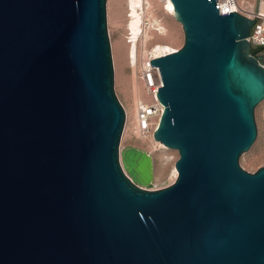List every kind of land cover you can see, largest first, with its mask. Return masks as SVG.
Returning <instances> with one entry per match:
<instances>
[{
  "label": "water",
  "instance_id": "1",
  "mask_svg": "<svg viewBox=\"0 0 264 264\" xmlns=\"http://www.w3.org/2000/svg\"><path fill=\"white\" fill-rule=\"evenodd\" d=\"M170 8L185 41L151 60L154 137L178 175L147 188L145 151L121 145L107 0H0V264H264V165L240 164L264 99L258 17Z\"/></svg>",
  "mask_w": 264,
  "mask_h": 264
},
{
  "label": "rangeland",
  "instance_id": "2",
  "mask_svg": "<svg viewBox=\"0 0 264 264\" xmlns=\"http://www.w3.org/2000/svg\"><path fill=\"white\" fill-rule=\"evenodd\" d=\"M150 1L152 5L149 4L148 8L145 7V12L143 13L144 33L145 31L148 32L149 36L143 40L141 39V41L146 40L147 45L149 47L151 46L150 48L155 47L157 44L171 45L176 49L181 47L185 41V31L182 22L175 15L167 12L158 0ZM245 1L260 8L261 3L264 2V0ZM151 7L153 12L150 15L149 10H151ZM130 15L128 0H107L108 29L115 65V89L124 107L129 112V126L131 127L135 117V107L131 100L132 71L128 61L124 59L120 52L121 43L127 47L130 44L128 41V36L131 32L128 29ZM159 19L161 20L159 21ZM251 46L253 48V45ZM261 50L260 55L264 58V47ZM137 82L142 97L145 96V99L148 100L150 97L147 94L144 81L141 78L139 64L137 67ZM255 118L258 127L257 137L251 147L240 156L241 166L251 172L256 171L264 165V99L255 107ZM121 145L122 147L136 145L153 151L156 165V180L146 185L140 183V185L147 188H158L166 186L176 179V177L173 178L174 176H172V166L174 165L176 167L175 162L179 157L177 148L167 147L164 144V146L158 145L155 143L153 137L138 136L129 127L121 139ZM161 168L166 169L164 177L160 176ZM126 172H128L127 169Z\"/></svg>",
  "mask_w": 264,
  "mask_h": 264
},
{
  "label": "built area",
  "instance_id": "3",
  "mask_svg": "<svg viewBox=\"0 0 264 264\" xmlns=\"http://www.w3.org/2000/svg\"><path fill=\"white\" fill-rule=\"evenodd\" d=\"M158 1L163 5L167 12L171 13L170 6L172 5V0ZM232 4L234 10L252 18L258 17V20L252 26L248 39L250 40L251 45H253V48L264 46V10H262L259 6L249 4L245 0H232ZM145 6H147V3ZM160 20L161 19H159V21ZM128 41L129 43L136 45L140 75L144 81L147 94L150 98L148 100H140L137 103L135 117L132 121L131 127L129 126V118L126 114L125 126L127 125V128L129 127L130 130L138 136L154 137V131L164 110V104L158 97L159 86L163 83L160 68L158 65H152L151 60L167 53L161 55L153 54L152 48H150L151 46L149 47L147 45V41L134 39L131 32L128 36ZM261 52L262 50L258 49L256 54H260Z\"/></svg>",
  "mask_w": 264,
  "mask_h": 264
},
{
  "label": "bare ground",
  "instance_id": "4",
  "mask_svg": "<svg viewBox=\"0 0 264 264\" xmlns=\"http://www.w3.org/2000/svg\"><path fill=\"white\" fill-rule=\"evenodd\" d=\"M147 3V6H145ZM152 5L150 0H128V7L129 10L131 12L130 15V19L128 22V29L131 31L133 38L134 39H145L149 36V33L145 31L144 33V15L143 13L145 12V7L148 8V5ZM261 9L264 10V2L261 3ZM152 7L151 10H149V14H152ZM173 15H175V13L172 11H170ZM168 32V30H167ZM121 54L124 57L125 60L128 61L130 67H131V71H132V89H131V100L134 103V107H135V112H136V107H137V103L140 100H145V96L142 97L141 92L139 90V86H138V82H137V67H138V61H137V49H136V45L135 44H129L128 47L123 43H121ZM126 46V47H125ZM177 50L175 47L169 45H164V44H157L155 47L152 48V52L155 55H161V54H165L171 51H175ZM126 110V114L129 118V112ZM127 125L124 128V132H123V136L125 134ZM122 136V138H123ZM154 141L156 144L158 145H162V146H167L166 144H164L163 142L155 139V137H153ZM164 144V145H163ZM142 148L145 151V154L143 155V158H146V166L145 169L143 170H139V177H140V181L142 182L143 185H146L150 182H153L156 180V165H155V158L153 155V151L151 150H146L141 146H137ZM168 147V146H167ZM142 158V159H143ZM173 167V171H172V176H174L173 178L177 177L178 175V170L177 167H175L174 165ZM165 171L166 169L161 168V175L162 177L165 176Z\"/></svg>",
  "mask_w": 264,
  "mask_h": 264
},
{
  "label": "flooded vegetation",
  "instance_id": "5",
  "mask_svg": "<svg viewBox=\"0 0 264 264\" xmlns=\"http://www.w3.org/2000/svg\"><path fill=\"white\" fill-rule=\"evenodd\" d=\"M257 55L261 56V60H262V61H264V58H263V56H262V55H260V54H257Z\"/></svg>",
  "mask_w": 264,
  "mask_h": 264
},
{
  "label": "trees",
  "instance_id": "6",
  "mask_svg": "<svg viewBox=\"0 0 264 264\" xmlns=\"http://www.w3.org/2000/svg\"><path fill=\"white\" fill-rule=\"evenodd\" d=\"M262 48H263V47H262ZM259 50H261V48H260Z\"/></svg>",
  "mask_w": 264,
  "mask_h": 264
}]
</instances>
